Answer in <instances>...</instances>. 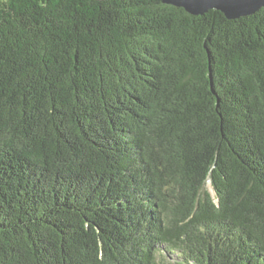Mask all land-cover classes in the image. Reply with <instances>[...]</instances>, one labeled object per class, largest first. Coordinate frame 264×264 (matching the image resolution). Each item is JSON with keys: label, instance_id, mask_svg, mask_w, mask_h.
<instances>
[{"label": "trees", "instance_id": "16d2710c", "mask_svg": "<svg viewBox=\"0 0 264 264\" xmlns=\"http://www.w3.org/2000/svg\"><path fill=\"white\" fill-rule=\"evenodd\" d=\"M0 264H264V8L0 0Z\"/></svg>", "mask_w": 264, "mask_h": 264}, {"label": "water", "instance_id": "95a60500", "mask_svg": "<svg viewBox=\"0 0 264 264\" xmlns=\"http://www.w3.org/2000/svg\"><path fill=\"white\" fill-rule=\"evenodd\" d=\"M162 2L183 8L192 15H201L210 9L218 10L227 19L249 16L264 8V0H162Z\"/></svg>", "mask_w": 264, "mask_h": 264}, {"label": "rangeland", "instance_id": "374dc122", "mask_svg": "<svg viewBox=\"0 0 264 264\" xmlns=\"http://www.w3.org/2000/svg\"><path fill=\"white\" fill-rule=\"evenodd\" d=\"M209 186V185H208ZM168 262H172L171 260H169Z\"/></svg>", "mask_w": 264, "mask_h": 264}]
</instances>
